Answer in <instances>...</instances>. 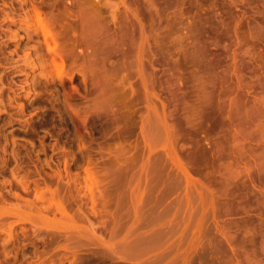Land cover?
I'll use <instances>...</instances> for the list:
<instances>
[{
  "label": "rangeland",
  "instance_id": "rangeland-1",
  "mask_svg": "<svg viewBox=\"0 0 264 264\" xmlns=\"http://www.w3.org/2000/svg\"><path fill=\"white\" fill-rule=\"evenodd\" d=\"M132 1L0 0V264H210L209 187L185 153L197 142L213 158L228 134L181 125L167 87L209 82L231 42L218 18L263 60L264 0ZM154 56L159 119L137 72Z\"/></svg>",
  "mask_w": 264,
  "mask_h": 264
},
{
  "label": "bare ground",
  "instance_id": "bare-ground-1",
  "mask_svg": "<svg viewBox=\"0 0 264 264\" xmlns=\"http://www.w3.org/2000/svg\"><path fill=\"white\" fill-rule=\"evenodd\" d=\"M137 1L140 2L139 0H136L135 2H137ZM146 1L148 2V0H146ZM132 2H134V0ZM135 2H134V4H135ZM138 2H137V4H138ZM144 2H145V0H144ZM175 2H177V1H175ZM257 2H258V0H257ZM247 3H248V1H247ZM248 4H246L247 7H248ZM159 6H158V8H159ZM263 6H264V4H263ZM124 7H125V5H124ZM144 7H145V9L147 8L146 5ZM254 8H255V6L253 7V9ZM258 8H259V6H258ZM66 9H67V7H66ZM79 10H82L81 12H83V9H79ZM151 10L152 9H149V11H151ZM245 10H247V9H245ZM149 11H148V14H150ZM92 12H94V11H92ZM80 15L81 14H79V18H80ZM82 15H84V14H82ZM95 15H93V16H95ZM142 15H143V13H142ZM146 15H147V13H146ZM90 17H92V16H90ZM120 17H121V15H120ZM151 17L153 18L152 15H151ZM132 18H134V17H132ZM88 20H92V22H91L93 24L92 26H95L93 23L94 22L93 18L88 19ZM81 21H82V19H81ZM152 22H153V20H152ZM227 22L228 21H226V19H220V18H218V20L213 22L215 24V26L218 27V29H220L224 33H228V36L230 35L229 39L231 40V42L229 43V39H228V42L225 45H228V43H229V45L227 47H225L224 52L221 51L222 53H220L218 55L216 53L215 55L212 56L213 58H212L210 65H211V69H212L213 74H212V77L209 79V82L206 83L204 80L196 82V83L181 82L179 84V83L173 82V83L169 84L167 89L170 92V94L172 95V98L176 102V108L177 109H175V111H177V112L181 111L182 116H179V118L181 120V125L184 123L187 125V128L191 129V128H193V125L196 126L197 124H200V123L211 122L215 127L222 128L223 130L226 131V134H228V138L226 140H224V142H221L220 148L218 150V154L216 156H214L213 158H210L208 156L206 149L203 146L199 145V143H197V142H194L189 150L187 148L186 149L187 152H186V150L183 151V152H186L185 155H187L188 159L190 160L188 162L192 163L195 171L198 174L203 175L205 177L207 184H208V187H209V193H210V198H211V206L209 209V220H208L209 221L208 246H209L210 264H264V59L262 60L263 57H259L260 59H258V56H259L258 54H256L257 56L255 57L254 53L252 51H250L251 46L248 48L247 43L245 44V46L243 45L245 43V42L243 43L241 41L243 36L241 37V39L238 36H232L230 33V31L232 30V26H231V28H229L230 23H227ZM81 23H84V20ZM91 23L89 21V23H86V24L90 25ZM96 23H97V19L95 20V24ZM126 23H124V22L122 23L124 27L121 25L120 26L125 28ZM143 23H145V22H143ZM253 23H254V21H253ZM256 23H254L255 24L254 26H257ZM139 24H137V25L139 26ZM88 25H87V28L91 29L90 28L91 26L88 27ZM262 25H263V23H262ZM82 26H84V25H82ZM120 26H118V27H120ZM155 26H157V25H155ZM202 26H203V24H202ZM104 27H105V25H104ZM126 27H128V26H126ZM135 27H136V25H135ZM151 27H153V26H151ZM87 28L85 27L82 29L84 30ZM97 28L98 27L96 26V29ZM123 28H121L120 30L123 31ZM160 28H161V26H160ZM96 29L94 27L93 29H91L93 31L86 30V31H88L87 35H89L88 34L89 32L91 34L94 32V30L95 31L98 30V29L97 30ZM102 29L106 32L105 28H102ZM102 29H100V27H99V31L101 30V32L103 33ZM156 29H158V28H156ZM212 29H213V27H212ZM136 30H138L137 27H136ZM140 30H141V27H140ZM129 31L130 30H128V34H129ZM101 32H98V33L101 34ZM123 32H126V31H123ZM157 32H158V30H157ZM218 32L220 34V31H217V33ZM239 32L241 33V31H239ZM112 33L109 36L113 38ZM159 33H161V32H159ZM118 34H119V31H118ZM120 34L118 36H116V35H114V36H116V37L123 36V38H125L124 35H120ZM156 34H158V33H156ZM162 34H164V33H162ZM219 34H217V35H219ZM245 34L246 33H244V35ZM262 34H264V32ZM222 35H223V33H221V35H219V37L221 36L223 38V36L225 34L223 36ZM253 35L251 34V37H253ZM92 36H93V34H92ZM98 36H100V35L98 34ZM104 36H106V35H104ZM109 36H107V38ZM129 36L131 37V35H129ZM228 36H227V38H228ZM95 37H96V35H95ZM150 37H151V35H150ZM156 37H158V36L156 35ZM159 37H160V34H159ZM224 37H226V35ZM257 37H259V35H257ZM112 38H111V40H113ZM121 38L119 37L120 40H118V42L123 40ZM133 38H132V40H133ZM215 38H217V37H215ZM227 38H225V39H227ZM262 38H264V37L262 36ZM82 39H84V38H82ZM92 39L96 40L94 37ZM125 39H127V37ZM154 39H155V37H154ZM225 39L223 38L224 42H225ZM253 39H252V42H253ZM104 40H105V38H104ZM109 40L110 39H108L107 42L106 41L105 42L107 44H110L112 41H110V43H108ZM136 40H138V39H136ZM99 41H101V40H99ZM131 41H129V44ZM216 41H217V39H216ZM218 41H220L219 38H218ZM89 42H90V40H89ZM93 42L94 41H92L91 43H93ZM141 42H142V40H141ZM97 43H99V42H97ZM100 43L102 45V42H100ZM123 43H126V41L124 40ZM155 43H156L155 44L156 47H152V48H154L157 52L159 50V47H160L159 46L160 42L158 44V40H157V42H155ZM113 44H115V43H113ZM132 44L134 45V43H132ZM136 44H138V42L135 43V46H134L137 48ZM257 44H256V48H257ZM89 45L91 46V44H89ZM94 45H96L95 42L93 44V47H95ZM111 45H112V43L109 46H111ZM146 45H147V43H146ZM150 45H151V43H150ZM150 45H148V46L151 47ZM155 45H152V46H155ZM246 45H247V47H246ZM87 46H88V44H87ZM161 46H163V45H161ZM98 47H100V48H98ZM98 47H97L98 51L99 52L102 51L101 46L99 45ZM113 47H115V45ZM134 47H132V48H134ZM102 48H104V47H102ZM256 48H253V49L257 50ZM118 49H119V47H118ZM96 50L97 49L95 47L94 51H96ZM110 50H111V48H110ZM152 51L154 52V50H152ZM130 52L128 51L129 54H130ZM153 52H151V53H153ZM261 52L264 53V50ZM125 53H126V49H125ZM128 53H127V55H128ZM146 53L143 55L144 56L147 55ZM157 53H156V55H157ZM263 53H260V55ZM120 54H122V53H120ZM135 54L137 56V52ZM160 54H161V52H160ZM154 57H156V56H154ZM154 57H152V59ZM124 59H123V63L125 64L126 61H124ZM127 59H129V58L127 57ZM136 59H137V57H136ZM152 59L150 58L151 61L148 59L150 61L151 66L153 67L152 71L149 69L145 70V68H143L145 71L143 69L139 70V67H138L137 72H139V74L141 75L142 84L140 83L141 82L140 79H138L139 80L138 82H139V87H140V84L143 85L142 88L144 87L146 97H143V95L141 94V93H143L142 91L140 93V96L143 97V99L145 98L146 102L148 103V106L150 107V110L152 109V111H154L157 118L159 119L160 115L158 113V108H156L155 106L154 107L151 106L149 94L151 93L150 92V90H151L152 94H154L156 96L157 94L153 93V91H155V88H159V89H157L158 90L157 92H161L160 95H162V91L164 88V77L166 75V69L164 67L165 65L163 64L162 59H160V58L159 59L157 58L156 60L155 59L152 60ZM144 60H146V58ZM128 61H130V60H128ZM137 61H139V60H137ZM161 61H162V63H161ZM135 62H133V63L135 66H137V64H135ZM144 63H143V65H145ZM139 64H141V63H139ZM132 65L133 64H131V66ZM131 66H128V67L130 68ZM135 66H134V68H135ZM145 66H147V65H145ZM135 69H134V72L136 71ZM148 70L151 72H148ZM130 71H131V69H130ZM137 72H136V74H137ZM134 74L135 73H133V75ZM138 78H139V76H138ZM135 79H137V78L135 77L134 80ZM134 82H132V83L134 84ZM138 82H136V83H138ZM135 86H137V85H135ZM137 88H135V92L137 91L136 90ZM137 92H140V91H137ZM157 97H158V95H157ZM151 98H152V96H151ZM159 98H156V100L159 101ZM136 102L139 104V102L137 100H136ZM140 102H143V100L142 101L140 100ZM149 102H150V105H149ZM140 104H142V103H140ZM178 115H179V113H178ZM146 116L147 115H145V118H146ZM192 137H193V135L189 134V137H187V138L189 140H191ZM229 140H230V142H229ZM195 171H193V172L195 173Z\"/></svg>",
  "mask_w": 264,
  "mask_h": 264
}]
</instances>
